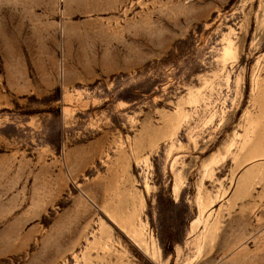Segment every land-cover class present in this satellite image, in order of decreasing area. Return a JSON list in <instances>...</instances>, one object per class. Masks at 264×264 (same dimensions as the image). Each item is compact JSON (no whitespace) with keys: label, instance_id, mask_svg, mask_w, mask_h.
<instances>
[{"label":"rangeland","instance_id":"obj_1","mask_svg":"<svg viewBox=\"0 0 264 264\" xmlns=\"http://www.w3.org/2000/svg\"><path fill=\"white\" fill-rule=\"evenodd\" d=\"M0 264H264V0H0Z\"/></svg>","mask_w":264,"mask_h":264}]
</instances>
